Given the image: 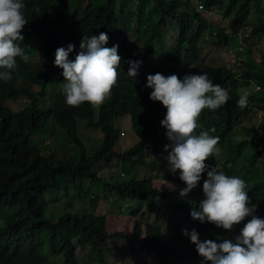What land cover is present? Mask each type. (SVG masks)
Instances as JSON below:
<instances>
[{
  "label": "trees",
  "instance_id": "16d2710c",
  "mask_svg": "<svg viewBox=\"0 0 264 264\" xmlns=\"http://www.w3.org/2000/svg\"><path fill=\"white\" fill-rule=\"evenodd\" d=\"M199 1L204 4L207 11L227 8L228 17L233 15L239 5V11L234 15L230 26L218 28L216 38L213 40L214 47L224 45L227 50H231L232 35H238L246 28L251 5L253 2L258 4L260 0H242L240 4L239 0ZM69 2L70 0H23L25 5L23 13L28 23L21 31L24 40L16 43L28 56L35 57L42 51L43 56L55 65V48L60 42L57 35L63 32L66 19L70 17ZM116 2L117 0H80L78 7L82 9V4L86 6L81 14L79 13L80 19L71 24L66 38L67 46L69 44L75 46L69 55L70 60H74L79 53L83 36L99 35L100 32L108 35L105 47L118 45V54L121 57L117 83L112 88L114 96L99 108L98 121H93L94 112L90 104L83 103L81 104L83 108H78L81 110L78 115L87 120L89 127L99 128L103 132L102 146L96 150L94 156L87 157L85 146L83 147L74 137L76 133L74 121L68 127L66 120L57 119L59 126L67 128L72 143L79 147L80 162L73 164L69 158L65 161L60 155L65 153V150L60 148H49L54 151L48 153V150L34 144L31 141L32 134L43 129L45 140L51 139L53 132L50 135L48 132L51 116L43 109L42 112L38 110L34 104L24 106L20 102V99L29 98L30 92L25 84H19L18 87L14 76L9 82L0 81V221L7 210H16L12 217L6 219L4 226L0 227V264H55V259L60 257L64 264H77V247H85L88 244L92 246L91 251L99 255L100 264H105L108 241L120 237L128 240L134 255L147 250L159 258L160 264H181L201 258L195 245L191 243L190 236L184 235L185 227H189L187 230L189 234L195 230L201 242L213 240L220 243L223 239L239 235L244 224L251 219L247 217L231 231L217 228L214 224L201 223L191 217L193 208L199 210V204L205 198L204 194L200 196L203 191L198 195L190 192L187 196L181 197L180 193L185 187L180 185H175L173 191H166L163 187L155 188L150 181L130 180L113 183V179L106 182L108 188L106 191L116 192L118 197L123 199L139 202L150 200L148 206L161 207V210L168 214L169 220L178 222L175 233L168 241L165 240L162 227L157 223L144 225L146 232L143 239L138 235L109 234L106 217L94 215L98 205L96 197H92L91 210L84 211L81 215L66 212L55 222L46 219L48 206L46 195L50 190L69 194L71 188L78 182L96 179L98 174L93 169L101 161L111 164L118 159L124 167L125 165L132 168L146 167L154 173L155 169L160 167L165 171L167 179L173 178L166 159L169 153L165 150L170 142L166 136L167 130L161 126L166 109L160 102L152 101L150 95L142 92L135 81L146 72L147 60L154 52L152 48L158 44L156 42L161 43L162 28L170 21H174L178 26V41L176 47L162 60L161 65L179 63L184 68L180 79L190 74H206L213 84L228 90L229 100L226 104L217 110L202 111L196 134L215 130L209 134L219 137L217 147L225 149L228 154L222 165L223 172L245 181L250 204L257 205L254 215L264 219V181L257 178L253 172L260 160L257 148L260 146L264 150V120L257 127L261 133L257 137V142L231 138L232 134L240 131L241 124L251 118L253 111L264 110V96L259 95L262 90L250 96L246 107L238 106L243 87H249L254 82L263 89L264 68L260 73L257 72L251 53L246 55L249 59L244 64L247 66L245 72L235 64L231 67L206 66L201 61L203 52L200 49V42L212 24L204 14L196 10V5L192 4L191 0H174L171 9H167L163 0H154L158 11L160 10V16L152 27H149V19L145 20L142 14L149 1L139 0L137 5L140 13L137 15L139 36L134 44L129 42L125 27L118 29L120 18ZM194 26L195 30L192 31ZM143 30H150L148 38L143 35ZM262 34L264 20L252 28L245 42ZM38 43H41V50L35 46ZM28 44H32L33 48H29ZM140 44L144 45L146 56L134 80L127 76L128 62L132 61L137 53V45ZM23 62L25 61L17 58L18 65L13 74L27 68L28 65ZM37 72L42 73V70L38 69ZM47 80L48 78L44 76V81ZM18 96L19 106L24 107L12 111L7 101L15 102ZM38 102L41 104L39 95ZM59 105L66 110L62 99ZM126 114L129 115L131 130L138 138V142L126 152L117 153L114 149L119 144L122 133V129L117 126L118 117ZM250 128L245 127L246 130ZM50 142L55 144L52 139ZM212 158L213 156L206 161L208 167ZM201 179L204 183L207 172L202 174ZM142 218L147 219V210ZM46 250H49L50 255L45 252Z\"/></svg>",
  "mask_w": 264,
  "mask_h": 264
},
{
  "label": "clouds",
  "instance_id": "9594fccd",
  "mask_svg": "<svg viewBox=\"0 0 264 264\" xmlns=\"http://www.w3.org/2000/svg\"><path fill=\"white\" fill-rule=\"evenodd\" d=\"M24 7L23 0H0V70H2L0 81L9 82L14 76L17 86L25 84L30 92L29 98L20 99L24 106L34 104L41 112L43 109L51 116L50 119H53L54 123L56 121V124H58L57 119H62L66 120L70 127L74 121L78 133L81 126L75 115L81 111L78 108H83L81 104L88 103L92 106L93 121L97 122L99 108L114 96L112 88L117 83L121 62L118 45L105 47L109 39L105 32L90 37L83 36L79 53L74 60H70L69 55L74 51L75 46L66 45L68 33L64 29L57 35L60 42L55 48V65L53 62L50 63L40 51L35 57L45 58L49 63L48 68L31 66L34 56H28L16 43L24 40L21 31L28 23L23 13ZM32 46L28 44L31 49ZM40 47L41 44L39 50ZM151 56L152 54L147 60V69L141 78L135 80L141 61L128 62L127 76L134 78L136 86H139L142 92L150 95L152 101L160 102L166 109V116L161 121V126L167 130L166 136L170 142L165 148L169 153L166 159L169 170L173 173L179 171V178L186 185L180 193L181 197L187 196L195 189L202 174L207 172V179L203 183L205 198L200 202L199 210L193 208L191 217L201 223L208 222L228 231H231L235 225L241 224L247 217H251L244 224L239 235L223 239L220 243L213 240L201 242L195 230L190 234L185 230L184 235L190 236L191 243L195 245L201 257L199 259H203L205 264H264V219L254 215L257 205L250 204L245 181L238 176H229L218 170L213 158L210 162L213 161L212 166L216 167L209 169L211 166L208 167L206 161L214 156V153H219L217 147L219 137L209 134L210 131H215L214 129L196 134L202 111L217 110L226 104L229 100L228 90L213 84L206 74H190L180 79L183 71L178 76L179 63H176L178 64L176 74H169L174 69H169L168 63L160 66L163 70L162 74H149L155 68L148 69ZM18 57L28 66L13 74L18 65ZM38 69L42 70V73H38ZM44 76L48 78L46 82ZM261 90L257 85L254 93ZM38 95L41 104L38 102ZM250 96L246 91L243 92L239 97L238 106L246 107ZM61 99L66 110L59 105ZM15 104L19 105V96L15 102L7 101V105L12 111L24 107L19 106L14 109ZM94 106H97L96 111ZM126 117L129 115L118 117V122L123 126L119 144L122 137L126 136L125 129L128 126ZM263 120L264 118L261 119ZM128 127L131 128V120ZM86 128L101 131L99 128L89 126ZM66 129L64 127L70 139ZM80 144L84 147L81 142ZM117 146L114 151L120 153L116 150ZM258 149L261 155L264 151ZM122 176H126L125 173ZM199 259L192 261L199 264Z\"/></svg>",
  "mask_w": 264,
  "mask_h": 264
},
{
  "label": "rangeland",
  "instance_id": "374dc122",
  "mask_svg": "<svg viewBox=\"0 0 264 264\" xmlns=\"http://www.w3.org/2000/svg\"><path fill=\"white\" fill-rule=\"evenodd\" d=\"M148 1L149 4L142 10V14L145 20L149 19V27H152V25L159 19L160 10L158 11L159 8L157 7L154 0ZM173 1L174 0H163L167 9L172 8ZM196 1L198 0H191V3L198 5L196 4ZM79 2L80 0H70L69 2L70 17L69 19H66L65 32H68L73 22H76L78 19H80V14L86 5L82 4L81 9L78 7ZM138 2L139 0H117L116 2L118 15L120 18L118 29H121L122 27L126 28L128 40L131 44H134L139 36V33L137 32L139 24L137 15L140 14L139 9L137 8ZM241 2L242 0H239V4ZM226 11L227 8H216L211 11L212 15H207L206 13L204 14L207 16L206 19L209 20L212 26L211 29L206 32L204 38L200 42V49L203 52V58L201 61L208 67H221L223 65L226 67H231L235 64L239 69H242L245 72L247 66L244 64L249 59L246 55L251 53V59L256 63V70L258 73H260L264 68V34L247 42H245V40L251 34L252 28L264 20V0H260L258 4L254 2L252 3L250 14L248 16L249 22L246 28L241 30L239 35H232L233 47L231 46V50H227L224 45L220 47H214L213 45V40L217 35V29L220 27L226 28L230 26L234 15L239 11V5L235 8L231 17L226 15ZM52 17L55 19L54 15ZM141 22H143V19H141ZM193 30H195V26L193 27L192 31ZM162 32L161 43L156 42L158 44L152 48V51H154L152 53L153 57L151 56L148 64L149 70H152L155 67L149 73L152 75L156 73L162 74L163 70L160 67L162 63H160V61L167 57L168 53L172 51L171 49L176 47V43L178 41V26L174 21H170L166 26H164L162 28ZM142 33L145 38H148L150 30H143ZM40 44L41 43H38L35 46L39 49ZM145 56L146 54L144 45H137V53L134 55L132 61L143 62ZM48 65V61H46L45 58H41V56L34 57L33 61H31V66L48 68ZM168 66L169 69H174V71H170L169 74H176L175 71L178 69V64L171 63ZM178 70L179 76V73L184 71V68L181 66V64ZM256 88L257 85L252 82L249 87H243L241 92L246 91L248 96H250L254 93V91H256ZM259 95L264 96V86ZM18 107V104L13 106L14 109ZM96 107L97 106H94L95 111ZM262 118H264V110L259 111L257 109L253 111L251 118L246 122L244 121L239 127L240 131L232 134L231 138L257 142V137L259 134H261L259 133L260 131H258L257 127H259ZM76 119H78L80 122L81 128L79 129L78 133H76L75 138L85 146L87 157L94 156L96 150L102 146L103 133L99 130L87 129L86 127L88 124L83 117L77 115ZM125 119L128 121V126H130L129 117H126ZM49 122L50 128H48V132L49 135L53 132L51 138H54L56 144L52 142L47 143L49 140H45L46 137L45 133L43 132L45 129L32 134L31 141L34 144H37L40 148L48 150V153L54 151V149L49 150V148H60L65 150V153L60 154L61 157L65 158V161H68L69 158L72 160L73 164L80 162L81 158L79 147L71 142L65 130L62 127H59L58 124H56V121L54 123V120L50 119ZM117 126L120 129L123 127L122 123L119 122L117 123ZM128 126L125 129L126 136L122 137L121 143L116 148V150L120 153L126 151L138 142V138ZM245 127L251 128L246 130ZM46 146L47 148H45ZM258 148L259 151L262 150L260 147ZM160 151L162 150L160 149ZM226 154V150H222L221 148H219L218 154L214 153L213 161L216 163V166L220 171H223L222 165L228 157V154L227 156ZM259 158L260 160L258 162V166L253 172L257 178H260L264 181V152L261 153ZM213 161L210 162L209 166L211 167H209V169L216 167L212 166L214 165ZM262 164L263 166L261 167ZM155 170L156 171L154 173L151 171V169H147L146 167L132 168L129 165H125L124 167V164H122V162H120L118 159L111 164L101 161L97 163L93 169V171L98 174L96 179H88L78 182L77 185L71 188L69 194L58 192L54 189L50 190V192L46 195L48 203V206L46 207V219L48 221L55 222L61 216L66 214V212H70V214L73 215H81L84 211L91 210L90 207L92 205V197H96L98 199V205L94 215L106 217L107 231L109 234L116 235L120 233L127 235L129 234L131 236L138 235L143 239L146 232L144 225L146 226L147 223H157L162 227L165 240L168 241L175 233L178 222L175 220H169L168 214H166L164 210H161V207L148 206L150 200L139 202L137 200L123 199L119 198L116 192L106 191V182L111 179H113V183L130 180H136L139 182L150 181L153 183L155 188L160 189L163 187V189L166 191H173L175 185H180L183 188L186 187L184 182L179 178V171L176 173L172 172L173 178L169 180L166 178L165 171H163L162 168L157 167ZM123 173H125L126 176H122ZM202 191L203 181L201 179L197 187L191 192L198 195ZM201 195H203V193H201L200 196ZM155 208H157V210H155ZM146 210L148 222L147 219L144 220L142 218ZM15 212L16 210H7L5 212L4 218L1 219L2 221H0V227L4 226L6 219L12 217ZM185 229L189 230V227L187 226ZM108 245L109 248L105 252V264H160L159 258L155 254L149 253L147 250H144L139 255H134L131 251L129 242L125 237L111 239L108 241ZM91 250L92 246L89 244L85 247H77V264H100L99 255L95 254ZM45 252L50 255L49 250H46ZM193 261L191 260L185 263L181 262V264H196ZM199 261V264H205L203 259H199ZM54 262L55 264H64V261L61 257L55 259Z\"/></svg>",
  "mask_w": 264,
  "mask_h": 264
},
{
  "label": "built area",
  "instance_id": "2783aa9c",
  "mask_svg": "<svg viewBox=\"0 0 264 264\" xmlns=\"http://www.w3.org/2000/svg\"><path fill=\"white\" fill-rule=\"evenodd\" d=\"M196 10H198L199 12H201L202 14H207V15H212L211 11H207L204 7V4L202 2H196ZM206 16V15H205ZM207 17V16H206Z\"/></svg>",
  "mask_w": 264,
  "mask_h": 264
},
{
  "label": "crops",
  "instance_id": "0c3cea01",
  "mask_svg": "<svg viewBox=\"0 0 264 264\" xmlns=\"http://www.w3.org/2000/svg\"><path fill=\"white\" fill-rule=\"evenodd\" d=\"M77 256V255H76Z\"/></svg>",
  "mask_w": 264,
  "mask_h": 264
}]
</instances>
